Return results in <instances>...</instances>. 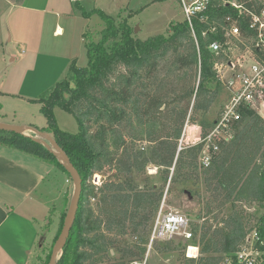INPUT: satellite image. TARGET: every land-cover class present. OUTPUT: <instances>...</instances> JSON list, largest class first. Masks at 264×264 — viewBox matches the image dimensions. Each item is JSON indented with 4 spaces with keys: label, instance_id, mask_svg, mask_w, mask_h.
<instances>
[{
    "label": "trees",
    "instance_id": "obj_1",
    "mask_svg": "<svg viewBox=\"0 0 264 264\" xmlns=\"http://www.w3.org/2000/svg\"><path fill=\"white\" fill-rule=\"evenodd\" d=\"M236 2L241 9L215 0L193 19L192 28L186 20L173 22L167 35L147 40L134 34L128 20L117 25L114 18L99 11L107 27L97 43L86 40L88 67L72 63L63 80L32 101L42 106L48 120V128L41 131L55 132L54 139L83 180L77 218L57 264L109 263L118 257L113 252L118 243L112 235L127 236L128 227L132 235L128 246L118 251L121 258L116 264H127L125 258L144 257L150 237V231L146 232L165 196V189L141 188L136 182L135 176L150 166L158 168L166 185L170 183L167 197L179 185L202 178L216 201L223 200L220 209L232 207L231 217L213 233L203 218L200 258H186L184 264H221L224 259H235L254 231L263 243L258 249L264 253V118L245 107L233 138L219 144L206 169L199 168L202 146H184L179 151L185 126L209 114L219 97L223 82L217 65L232 64L238 55H247L264 66V51L257 47L259 32L251 28V14L264 9V0ZM233 24L240 34L227 38ZM215 42L223 45L219 55L211 49ZM57 106L76 119L78 134L55 130L53 110ZM1 110L0 105V116ZM0 145L55 166L73 184L61 162L32 137L0 131ZM105 170L116 171L115 180L96 188L92 178ZM93 200L98 201L97 210L91 205ZM239 205L255 206L261 216L255 218L239 210ZM67 212L68 208L61 216L46 264ZM207 212L209 216L212 209L208 207ZM197 229H192L194 242L198 241ZM161 245L164 253L180 250L174 241Z\"/></svg>",
    "mask_w": 264,
    "mask_h": 264
},
{
    "label": "rangeland",
    "instance_id": "obj_2",
    "mask_svg": "<svg viewBox=\"0 0 264 264\" xmlns=\"http://www.w3.org/2000/svg\"><path fill=\"white\" fill-rule=\"evenodd\" d=\"M71 2L72 3L69 5L70 15L67 19V21H71L74 24V28L71 31V34L72 32L74 34L71 36L74 37L77 34L75 41L77 40L78 42L81 31H84V34L87 35L86 39L83 38L84 47H82L81 50H74V55L79 58V61L76 62L78 68L88 67L89 59L86 40L87 43H97L101 39V32L107 27L103 17L99 14V11L106 16L114 18L117 25H120L124 20H128L130 27L134 29V34L140 40L167 35L171 23L183 22L185 20L179 0H72ZM85 13H87L88 16H86ZM60 21L63 27H65L63 24L65 22L62 21V19H60ZM136 28H138V32L135 31ZM13 34L17 35V31L15 30ZM43 34L46 39L52 37V34H50L49 31H45ZM1 35H3L4 38L1 37ZM10 35L8 34V36H6V34H1L0 28V55L3 56V52L6 54V56L4 55L3 58H0V83L4 86V88H1V91H14L18 93V82H22L26 76V71L31 67L29 65L30 54L26 51L28 52L27 55H25L26 57H20L19 53L24 52V50H21L22 48L20 51H17V48L13 49L16 39L18 42V38L14 37V42L10 43ZM40 45H42L41 41ZM11 57L16 58V63H10ZM237 60H243V65L241 67H235L224 71L222 77L223 87L209 114L206 116H200L198 118V123L194 124L193 128L188 130V140L190 145L192 143L200 142L204 136L216 126L222 110L228 104L230 99V92L226 87L227 82L233 80L236 83V87L239 88V78L250 70L251 64L253 63L251 58L247 55L242 57L238 55ZM44 70L45 68H41V72ZM66 74L67 73H65L58 82L63 80ZM0 105L2 107V114L0 116L1 123L17 126H30L39 130L48 128V120L42 112V106L38 103L27 102L14 97L1 96ZM256 110L261 117L264 118V106L259 105ZM53 115L55 130L70 135H76L79 133V125L76 119L67 110L57 106L53 110ZM202 122H204V124H202ZM190 126H192V124ZM186 127L187 125L185 128ZM185 128L183 133L185 132ZM26 135L35 137L34 134L29 132H26ZM49 135L55 138L54 131L50 130ZM0 149L5 155H9L8 152H12V156L17 158L20 163L29 166H33L34 164L38 166L40 171L44 172L45 175L48 171V173H50L47 177L52 186V190L49 195V202L46 204L48 210H43V212L36 218L35 222L39 235L37 254L40 256V260H38V262L36 260V264H46V256L59 231L61 216L67 208L69 209L74 193V185L68 181L65 173L35 156L2 145H0ZM115 175L116 171L105 170L103 171V174H100L102 177L100 182L95 180V175L93 176L92 185L94 186L93 182L96 181L100 184L99 187L96 186V188H100L106 181L115 180ZM135 179L141 188L149 189L156 186V189H165L163 200H165L166 211H174L188 217L189 220H191V229L198 227L197 230L199 235L197 239L199 241L201 236V233L199 232V224H203V218L207 221V226L212 227L211 233H213L215 229L224 226L223 221L228 220L233 213L230 205L226 208L222 206V209H220L219 206L223 203V200L216 201L213 191L208 189L207 184L202 178L199 180L194 179L186 186L179 185V189H175V191H173L168 197L167 192L170 183L166 185L159 174L158 168L150 166L145 173L135 176ZM175 188L178 187L175 186ZM91 205L95 210L98 209V201H91ZM208 207L212 209V213L209 216L207 215ZM238 207L239 210L242 208L247 214H253L255 218L261 216V212H259L255 206L250 207L239 205ZM199 217L202 219H198ZM153 222L151 224L152 227ZM255 223L256 222H253V224ZM151 225L148 227L147 234H149V231L151 233ZM127 233L128 235L124 237L112 235L113 240L118 243L113 251L114 254H118V257L111 259L107 264H116L119 261V258H121L118 251H120L121 248L128 246L127 243L130 241L132 235L130 227H128ZM163 243L164 242H158L154 244L150 253L149 264H184L187 243L184 241L183 237L174 240L175 246L180 248V250L176 252L164 253L161 250V244ZM124 260L129 264L133 259L125 258ZM226 260L224 259L221 261V264H224Z\"/></svg>",
    "mask_w": 264,
    "mask_h": 264
},
{
    "label": "crops",
    "instance_id": "obj_3",
    "mask_svg": "<svg viewBox=\"0 0 264 264\" xmlns=\"http://www.w3.org/2000/svg\"><path fill=\"white\" fill-rule=\"evenodd\" d=\"M71 1L0 0L1 34H11L10 43L14 42V37L18 38L13 49L22 48L24 52L19 53L22 58L29 52L31 66L22 82H18V93L1 91L4 86L0 83V97L34 103L33 100L68 72L73 62L79 61L74 50L84 47V31L78 42L75 41L77 34L71 36L74 24L67 21ZM15 30L17 35L13 34ZM45 31L52 37L46 39ZM2 54L0 58L6 56ZM10 63H16V58L11 57ZM41 68L45 70L41 72ZM8 153L5 155L0 149V264H36L39 235L35 222L43 210H48L46 204L52 190L47 177L50 173L45 175L38 166L20 163L12 152Z\"/></svg>",
    "mask_w": 264,
    "mask_h": 264
},
{
    "label": "built area",
    "instance_id": "obj_4",
    "mask_svg": "<svg viewBox=\"0 0 264 264\" xmlns=\"http://www.w3.org/2000/svg\"><path fill=\"white\" fill-rule=\"evenodd\" d=\"M215 0H179L185 20L193 27V19L205 13ZM225 6H231L236 9H241L236 0H217ZM252 29H257L259 37L257 47L264 51V9L260 13L251 14ZM228 21H230L228 19ZM239 29L233 24L227 31V38H238ZM211 49L215 54L219 55L223 50V45L215 42L211 45ZM244 61L228 63H219L217 72L222 80L225 70L241 67ZM224 79V78H223ZM223 82V80H222ZM240 86L236 87L233 80L227 82V89L230 92L228 104L224 107L219 117L216 126L197 143L189 144L187 131L193 128L194 125L187 124L185 132L179 143V151L183 150L184 146L198 147L202 146L199 166L201 169L210 167L213 154L218 151L219 144L223 141H229L234 136V126L242 118V110L245 107L257 109L259 105L264 106V66L257 63H252L250 70L244 73L239 78ZM100 174H95V180L101 181ZM94 186L99 187V183L94 181ZM191 220L183 214L166 211L165 200L161 203L156 218L153 222V227L150 233L149 242L145 256L140 260H135L129 264H149L151 250L155 243L172 242L179 237H183L187 243L186 258L198 260L200 258V241L194 242L195 236L191 229ZM258 244L263 245L259 234L254 231L247 236L245 244L240 252L235 256V259H227L224 264H264V253L258 249Z\"/></svg>",
    "mask_w": 264,
    "mask_h": 264
},
{
    "label": "water",
    "instance_id": "obj_5",
    "mask_svg": "<svg viewBox=\"0 0 264 264\" xmlns=\"http://www.w3.org/2000/svg\"><path fill=\"white\" fill-rule=\"evenodd\" d=\"M135 31L138 32V28H136ZM0 131L14 133L17 135H25V136H28L26 135V132L34 134L35 137H32V140L37 144L43 145L47 151L52 153L57 158V160L61 162L63 168L65 169V171L67 172V174L69 175V177L73 182L74 185L73 197L70 202L68 212L66 214L62 231L57 241L54 244L49 261V264H57L58 259L62 255L63 250L68 242L72 228L77 218L82 192H83L82 177L78 172V170L73 165V163L71 162L70 158L68 157L64 149L60 147V145L56 142V140L48 133H45L39 129L30 126H17V125H10L1 122H0Z\"/></svg>",
    "mask_w": 264,
    "mask_h": 264
}]
</instances>
